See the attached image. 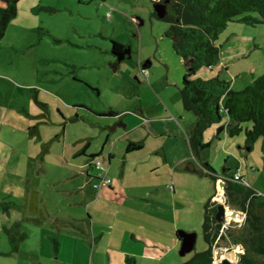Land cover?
Returning a JSON list of instances; mask_svg holds the SVG:
<instances>
[{
  "label": "crops",
  "instance_id": "1",
  "mask_svg": "<svg viewBox=\"0 0 264 264\" xmlns=\"http://www.w3.org/2000/svg\"><path fill=\"white\" fill-rule=\"evenodd\" d=\"M139 16L132 15L131 20L127 22L138 26L140 56L135 57L133 49L130 47V57L117 60L116 53L110 50L111 43L106 47L108 48L106 53L109 55L107 62L112 69L114 78L111 81L112 90L126 88L119 77L123 71L127 73L129 79L134 75L141 83L143 77L139 71V62L148 65L147 70L151 67L149 53L142 54V49L146 46L148 39L145 32L143 33L140 29V25L144 21ZM13 21L11 20L9 23L6 33L11 25L14 26L11 24ZM153 23L155 27L150 28L148 35L156 38L157 47L161 46V57L170 54V49L180 58L172 47L171 39L164 35L168 24L160 20L159 25L154 21L152 25ZM145 31L147 32V30ZM3 39L0 41V57L2 55L1 48L5 45L12 47L14 52L21 50L15 41L3 44ZM112 40L126 45L122 40L116 38ZM0 59L3 60V58ZM229 59L231 56L227 58V60ZM180 61L183 63L181 58ZM110 62H117L116 68H112ZM165 62L168 66V61ZM93 64L94 61H91L87 65L93 66ZM207 68L209 70L205 72L204 78L211 77L215 69L217 71L220 68L221 72L230 69L228 66L220 65L219 62L215 66ZM166 69L167 79L177 84L180 94L182 80L178 82V73L169 74V68ZM6 74L16 79L17 83L14 86L19 91L23 103H20V99L18 104V99L13 98L15 92L12 90L10 98L7 97L8 99L5 101L3 80H10ZM24 75L14 67L10 71H6L0 60V264H174L176 259H174V252L179 244L176 211L180 201L175 197L176 191L173 194H167L165 189L172 184L171 188L176 190L174 179L180 176L190 180L195 174L194 170L201 171V176H209L206 173L208 168L203 163L207 162L209 165L211 163L201 152L195 156L190 149L187 136L188 125L195 117L184 121V118H188L189 114L183 112L182 109H187L184 108L182 101L183 108L181 109L178 105L175 107L169 103L164 105L155 98L151 101H138L135 98L136 92L139 90L136 84V91L132 95L131 93L127 94L132 97L127 103L122 102L116 105L112 101H105V104L100 106L97 98L94 100L93 93L86 94L87 92H85L79 99L70 100V105L65 104L62 107L57 101V97L47 88L44 87L43 90L36 87L34 90L35 84ZM198 75L200 76L201 73ZM81 78L92 85L89 87L91 89L93 86H99L93 79ZM150 83L152 84V82ZM156 86L153 85L154 88ZM31 88H34L37 98L46 104L47 122L37 119L40 113L39 107L33 103L31 96L27 93ZM85 89L88 91L87 87ZM96 89L97 94L100 95L99 89ZM41 92L44 93V96L41 95ZM12 101L17 104H12ZM52 106H56L60 110L64 119L51 117ZM109 109H113L115 112L107 114ZM67 110L68 112L75 111L76 120L83 123L78 127L80 131L75 136L71 132L69 135L67 134V123L70 120L68 119L70 113ZM101 115L112 116L105 121L106 127L110 123H114L109 131H104V128L101 127L99 120ZM37 122L38 133H29L30 126ZM48 122L53 124L55 122V125L62 124L61 133L54 127V134H58L64 142L60 151L64 163L59 166L60 169L64 167L62 169L64 175H60L59 179L64 176L66 179L71 178L72 181L74 179L81 180L72 189L79 196L71 201L70 206L73 209L70 211H66L59 202L50 201L43 192L45 189H42L40 184L34 183L32 178L37 174L40 176V171L46 173L45 176H47L51 170L45 161V155L50 151V148L43 156H40L42 143L54 135L49 138L43 136L41 124ZM218 126L217 124L215 127L214 137L205 139L203 136V141L210 144L215 140V144L218 145L221 144L223 136L222 145L226 147L229 143L233 146L235 141L226 135L224 130V135L221 134L222 132H216ZM67 139L69 143H67ZM87 141L88 143H86ZM236 141L239 147H243L241 137ZM129 142H141V147L127 149ZM85 143L86 147H84ZM91 154L96 155L94 157L108 168V175L112 179L111 184L97 188V192L89 190L92 183L96 182L95 170L90 165L92 159L88 157ZM101 155L104 161L101 159ZM37 156L40 159L38 162H36ZM224 163L222 168L224 173L218 174L217 170L212 168L215 173L229 178L238 170L243 182L250 185L245 182L248 180L238 165L235 166L233 173L227 176L225 172L229 169L226 166L228 158H225ZM164 166L169 172L168 175H160L165 170ZM192 168L193 171L190 170ZM20 170L25 173L21 174ZM158 174L159 176H156ZM50 179L52 180L44 181V186L52 195L57 190L56 180L58 179ZM170 179L173 180L169 181ZM210 180L214 190V182L211 177ZM26 186L38 190L43 197L49 217L42 222L23 219L25 209L21 205ZM212 187L210 188L212 189ZM213 190L209 192V195ZM87 197L90 198L89 201L86 200ZM86 201L88 204L85 207ZM5 203L8 206H5ZM90 206L92 211L89 210ZM233 210L240 212L235 208ZM56 218H69L77 225H57ZM15 226L18 231L10 232ZM11 234L14 239L11 238ZM18 234L22 236H16Z\"/></svg>",
  "mask_w": 264,
  "mask_h": 264
},
{
  "label": "rangeland",
  "instance_id": "2",
  "mask_svg": "<svg viewBox=\"0 0 264 264\" xmlns=\"http://www.w3.org/2000/svg\"><path fill=\"white\" fill-rule=\"evenodd\" d=\"M153 3V0H18V12L11 23L14 26L11 25L8 28L3 39V44H7L8 41H15L21 50L14 52L12 47L5 45L1 48L2 55L0 58H3V60H0L4 64L6 71H10L14 67L20 73L25 74L24 76H27L35 84V89L36 87L43 90L44 87L47 88L49 92L57 97V101L62 107L65 104L70 105V100L79 99L85 92H87L86 94L89 92L93 93L95 96L94 100L97 98L100 106L105 104V101H112L116 105L122 102L127 103L132 98L127 94L131 93L132 95L136 91V84L139 90H137L135 98L138 101H151L155 98L164 105H168V103L173 107L178 105L181 109L183 107L181 105L180 94L177 90V84L167 79L166 68H169V74L172 72L178 73L179 82L182 80L185 72V64L180 61L181 57L179 58L172 53L170 49V54L162 58L160 52L162 50L161 46L160 48L157 47L156 38L148 35L150 28L155 27L154 23L152 25L153 21L159 25V19L152 16ZM3 4L4 2L1 0L0 6ZM45 6H49L50 9L44 8ZM132 15H140V19L144 21L140 25V29L143 33L145 32L144 34H146L148 41L142 49V54L149 53L151 56V59L149 58L151 60V67L145 75L142 74L141 83H139L138 78L134 75L129 79L127 73L123 71L119 77L126 88L112 90L111 81L114 78L112 69L107 62L109 55L106 53L108 49L106 47L110 45L111 40L116 38L122 40L128 46L130 45L135 57L141 54L137 35L138 26L137 24L132 23V25L127 22L131 20ZM217 43L221 45L218 62L224 67L228 66L230 69L223 72H221L220 68L217 71L215 69L211 77L219 75L230 82L232 89H238L245 85L252 74H257L259 73L258 71L264 70L263 25L245 26L241 24L232 25L231 23L220 33ZM28 45L29 47H27ZM229 56H231V59L227 60ZM165 59L168 61V66ZM91 61H94L93 66L87 65ZM208 70L209 68L203 65L196 70L195 76L204 78L205 72ZM197 73H201V75L199 76ZM236 74L238 75L237 77ZM81 77L96 81L99 86H93V88H98L100 95L94 89L89 88L92 85ZM9 81L3 80V86L5 87L4 99L7 101V97L10 98L12 90L15 92L13 98H17L19 104L21 96L17 88H15L16 86H14L17 81L14 77H10ZM150 82L155 86L157 82L158 85L154 88ZM85 87L88 88V91H86ZM124 91L127 92L125 93ZM27 93L31 96L30 98L33 103L39 107L40 112H43V109L35 101L34 95L36 92L30 89ZM43 94L41 92L42 96H44ZM86 98L88 99L87 96ZM52 99L51 102H53ZM20 101V103H23V99ZM17 102L12 101V104H17ZM182 110L186 114H189V117L184 118V121L195 117L192 111ZM68 113H70L68 118L70 120L67 123V134L69 135L71 132L75 136L80 131L78 127L82 126L83 123L80 120H76L75 111L70 110ZM50 114L53 119H64L56 106H52ZM111 117L110 115L99 116L100 125L104 128V131H109L113 127L114 123H110L107 127L105 126L107 125L105 121ZM43 118L39 115L37 116V119ZM225 122L226 116L224 115L221 117L219 123ZM217 124L214 123L205 129L203 132L205 139H212L214 137ZM54 127L60 131L62 124L55 125V122L54 124L50 122L41 124L44 138H49L55 133ZM221 132L224 135L223 131ZM240 137L241 140L243 139V147H239L236 141ZM230 138L235 141L233 146L228 143L224 147L222 145L224 137L222 136L221 144H215L216 141L214 140L209 145L204 146L199 152L211 161V163L209 162L210 165L217 170L218 174L224 173L222 168L225 165V158H228L226 166L229 169L226 170L225 174L227 176L231 175L235 166L238 165L248 180V182H245L264 195V147H262L261 139H256L252 147H249L248 145L244 146L245 136L243 131L230 136ZM68 139L67 143H69ZM63 144L64 142L61 138L54 140L51 143L50 151L45 155L46 165H49V170L51 169L48 173L49 175L45 176L46 173L40 171V176L37 174V176H32V178L34 183L40 184L41 188L45 189L43 192L49 197L50 201L53 200L54 203L55 201L56 203L59 202L62 207H65L66 211H70L73 209L70 206L71 201L79 196L72 189L81 180L74 179L72 181L71 178L66 179L64 176H62V179H59L60 175H64L62 170L64 167L61 169L59 167L64 163L63 157L60 154ZM101 159L104 161L102 155ZM38 160L40 159L37 156L36 162ZM20 173L24 174L25 172L20 170ZM7 174L9 175V172ZM163 174H169L166 168L160 173V175ZM156 176H159V174ZM50 178L58 179L56 180L57 190L52 195H50V192L44 186V181L52 180ZM172 180L170 179L169 181ZM174 181L176 190H173L171 188L172 184H170V187L166 188L165 192L173 194L176 191L175 197L180 201L176 211L177 229L194 231L197 234L195 247L190 252L183 255L179 254V242L178 248L174 252V259L176 258L174 264H180L187 261L194 252L204 250L207 247L202 229L203 206L206 197L213 190V187L209 176H201L197 172L193 174L190 180L179 176ZM65 188L70 190H66ZM89 190L97 192V187L92 183ZM183 199L186 200L184 201ZM86 200L89 201L90 198L87 197ZM87 201L84 204L85 207L88 204ZM85 207L83 210L84 215L86 214ZM89 210L92 211L91 206ZM243 216L244 214L242 213V216H237L238 218L234 217V219L230 220L229 225L236 222L240 223ZM222 247L223 249L218 251ZM237 250L243 249L236 243L221 240L213 249L214 258L216 262H220L221 257L225 254L229 258L234 259L230 254ZM214 264H216L215 261Z\"/></svg>",
  "mask_w": 264,
  "mask_h": 264
},
{
  "label": "trees",
  "instance_id": "3",
  "mask_svg": "<svg viewBox=\"0 0 264 264\" xmlns=\"http://www.w3.org/2000/svg\"><path fill=\"white\" fill-rule=\"evenodd\" d=\"M2 1L4 4L0 6V41L18 12V0ZM165 4L167 12L159 20L168 24L164 35L171 39L174 51L185 64L180 88L181 101L184 108L192 111L195 116L188 125L187 133L193 154L198 156L199 151L209 144L203 141V132L214 123L219 125L217 133L224 130L226 135L233 136L243 131L245 145L252 147L255 140L260 138L264 147V70L252 75L238 89H232L230 82L219 75L206 79L195 77L199 67H213L218 63L221 45L217 40L228 25L264 26V0H167ZM44 8L50 9L49 6ZM152 15L156 17L155 11H152ZM125 46L127 45L111 40L110 50L117 53ZM110 66L116 68L117 62H110ZM92 89L97 92V89ZM34 97L43 109L38 115L44 118L39 121L47 122L46 104L36 95ZM113 112L115 110L109 109L106 113ZM224 115L226 122L219 123ZM29 133H38V122L30 126ZM58 138L59 135L54 134L44 141L40 156L49 151L51 143ZM138 147H141V142H129L127 145V149ZM94 156L96 155H88L92 159L90 165L95 170L94 177L97 182L95 161L99 159ZM203 164L208 168L206 173L214 182V190L204 202L202 229L207 247L195 252L190 261L213 264V249L224 240L240 244L243 249L239 259L232 264H264V195L243 181L234 180L232 176L227 178L218 175L207 162ZM102 167L111 179L108 168L103 164ZM220 203L240 210L244 214L242 221L222 229V221L216 219L217 206ZM5 206L8 205L5 203ZM21 207L25 209L23 219L42 222L49 217L42 195L32 187L26 186ZM55 222L61 226L77 225L69 218H56ZM14 231H18L16 226L10 230ZM10 236L14 239L12 234Z\"/></svg>",
  "mask_w": 264,
  "mask_h": 264
},
{
  "label": "water",
  "instance_id": "4",
  "mask_svg": "<svg viewBox=\"0 0 264 264\" xmlns=\"http://www.w3.org/2000/svg\"><path fill=\"white\" fill-rule=\"evenodd\" d=\"M167 0L165 1H156L153 3V10L155 11V14L158 18H162L166 12H167V9H166V2ZM123 52L125 54H130V45L127 46V48H124L123 49ZM123 52L122 53H119V54H116V58L117 60H121L123 58ZM143 66H145V64L143 63L142 64ZM145 70H147V68L145 67L144 68ZM204 167V166H203ZM190 170H194L193 168L190 169ZM195 172L199 173L201 175V171H198V170H194ZM209 171V170H208ZM224 213V206L222 203H220L218 206H217V212H216V219L217 221H221L222 220V215ZM233 213H238L237 211L233 210ZM196 232L194 231H184V230H178L177 231V237H178V240L180 242V246H179V254L183 255L187 252H190L191 250L194 249L195 247V242H196ZM222 248H219L218 251H221ZM239 255V252H235L233 251L232 252V256L233 258H237ZM233 261H232V258H229L228 256H222L221 259H220V264H232ZM192 264H199L198 262H194Z\"/></svg>",
  "mask_w": 264,
  "mask_h": 264
},
{
  "label": "built area",
  "instance_id": "5",
  "mask_svg": "<svg viewBox=\"0 0 264 264\" xmlns=\"http://www.w3.org/2000/svg\"><path fill=\"white\" fill-rule=\"evenodd\" d=\"M147 71L148 70H145L143 68L142 70L143 75H145ZM95 167L97 169L96 174H95L97 177V182L95 183V186L101 187L105 184L110 183L111 179L106 175V169L102 167V164L100 163L99 160L95 161ZM232 178L234 180L242 181L241 175L238 170L234 172V174L232 175ZM237 216L239 217L242 216V212L240 211L238 213H233V208H231L229 205H224V218L222 220V229L227 228L229 226L230 220L234 219V217H237ZM215 263L219 264V262H216V260H215Z\"/></svg>",
  "mask_w": 264,
  "mask_h": 264
},
{
  "label": "flooded vegetation",
  "instance_id": "6",
  "mask_svg": "<svg viewBox=\"0 0 264 264\" xmlns=\"http://www.w3.org/2000/svg\"><path fill=\"white\" fill-rule=\"evenodd\" d=\"M153 1L156 2V1H160V0H153ZM153 11H154V10H153ZM152 16H153V15H152ZM153 17H155V16H153ZM155 18L159 19L157 16H156ZM167 26H168V25H167ZM127 46H128V45H127ZM127 46H125V48H127ZM130 49H131V48H130ZM122 52H123V50H121L120 52H117V53L119 54V53H122ZM117 53H116V54H117ZM123 54H124V55H123V58H124V57H130V54L128 55V54H125L124 52H123ZM143 68H145V67L142 65V63L139 62V71H140L141 74H143V73H142ZM223 206H224V205H223ZM223 218H224V213H223V215H222V220H223ZM222 220H221V221H222ZM238 246L240 247L241 245L238 244ZM241 248H242V247H241ZM222 249H223V247H222ZM222 249H221V250H222ZM237 251H238V250H237ZM237 251H235V252H237ZM241 251H242V250H239V251H238V252H239V255H238L237 258L235 257L234 259H232L233 263L236 262V261L239 259ZM196 252H197V251H196ZM194 254H195V252L192 254V256H193ZM230 255L232 256V254H230ZM223 256H226V255L224 254ZM231 256H230V257H231ZM232 257H233V256H232ZM190 258H191V257H190ZM190 258H189L187 261H185V263H187V264H192V263H194V261H193V262L190 261ZM214 261H215V259H214ZM213 264H214V262H213ZM219 264H220V262H219Z\"/></svg>",
  "mask_w": 264,
  "mask_h": 264
}]
</instances>
